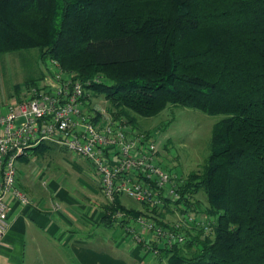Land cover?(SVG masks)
<instances>
[{"label": "trees", "instance_id": "16d2710c", "mask_svg": "<svg viewBox=\"0 0 264 264\" xmlns=\"http://www.w3.org/2000/svg\"><path fill=\"white\" fill-rule=\"evenodd\" d=\"M33 50L88 84V100L104 96L133 131L136 116L170 105L222 116L176 204L212 218L213 234L186 231L183 245L161 254L168 264H264V0H0V58ZM21 92L15 86L18 100ZM201 192L205 207L195 202ZM117 204L130 217L149 215L147 205ZM152 215L160 225L167 217ZM101 223H116L108 206Z\"/></svg>", "mask_w": 264, "mask_h": 264}, {"label": "built area", "instance_id": "2783aa9c", "mask_svg": "<svg viewBox=\"0 0 264 264\" xmlns=\"http://www.w3.org/2000/svg\"><path fill=\"white\" fill-rule=\"evenodd\" d=\"M48 73L39 87L29 88L21 100L0 108V244L10 229L8 200L33 205L18 184L17 165L42 143L63 148L91 164L115 222L154 256L183 245L185 232L194 228L203 230L204 236L213 234L212 218L193 210L179 212L181 206L176 204L182 199L184 181L159 164L158 147L151 137L135 133L100 108L95 110L101 114L97 120L96 113L86 111L88 84L76 80L58 61H51ZM92 81L100 84L104 79ZM123 197L147 205L149 215L128 216L117 204ZM155 209L167 214L163 225L152 218Z\"/></svg>", "mask_w": 264, "mask_h": 264}, {"label": "crops", "instance_id": "0c3cea01", "mask_svg": "<svg viewBox=\"0 0 264 264\" xmlns=\"http://www.w3.org/2000/svg\"><path fill=\"white\" fill-rule=\"evenodd\" d=\"M47 146L51 145H38V170L43 171L38 172V182L33 172L21 173V177L18 172V184L31 197L33 205L22 206L8 200L10 229L0 244V264H168L162 254L154 256L133 242L121 225L106 227L101 223L107 201L99 177L86 160L71 155L75 164L83 162L91 166L90 172L77 168L87 178L85 186L90 197L84 194L75 197L60 188L53 174L45 175L41 160L61 150ZM30 154L22 159L26 165L30 163ZM61 160L67 164L66 159ZM123 205L145 210L141 204Z\"/></svg>", "mask_w": 264, "mask_h": 264}, {"label": "rangeland", "instance_id": "374dc122", "mask_svg": "<svg viewBox=\"0 0 264 264\" xmlns=\"http://www.w3.org/2000/svg\"><path fill=\"white\" fill-rule=\"evenodd\" d=\"M50 67V60L44 63L40 59L37 50L8 54L0 58V108L15 99H19L15 95V86H21L20 99H22V94L29 90L26 82L39 79L41 75L47 73V69ZM102 78L105 80L104 77ZM109 106L104 96H91L86 111L90 112V109L100 108L111 115L108 111ZM132 116L135 115L131 114ZM112 117L116 120L114 116ZM136 118L138 123L135 130L138 132H134L149 134L157 144L159 164L170 174L176 175L185 181L192 172L201 170L205 165L210 154L213 128L223 117L209 116L197 110L170 105L156 117L136 116ZM127 120H123L126 126H128ZM55 152L50 153L41 160L45 175L53 174L55 177L52 176V178L54 181L57 180L56 183L59 184L60 188L70 192L75 197L78 194L90 197L91 194L85 186V183H88L87 178L83 175L84 172L80 173L77 168L79 166L82 169L87 168L90 172L89 167H91V164L89 162L90 165L83 162L75 164L71 157L73 154L63 148L56 155ZM24 158L18 161L19 177H21V173L25 175L27 172H33L34 178L38 182V172H43L42 168L38 170V152L30 154L28 165L22 160ZM61 159H66L67 164L62 162ZM95 174L97 175L96 172ZM48 181L49 179L46 180V183ZM122 201L128 206L137 207L138 204L127 197H123ZM195 202L202 204L204 207L207 205L202 192L196 196ZM174 219L175 216L169 220L173 221Z\"/></svg>", "mask_w": 264, "mask_h": 264}]
</instances>
